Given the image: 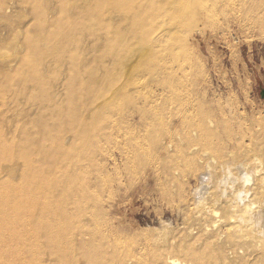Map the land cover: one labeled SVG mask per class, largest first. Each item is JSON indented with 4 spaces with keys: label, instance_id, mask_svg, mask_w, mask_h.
<instances>
[{
    "label": "rangeland",
    "instance_id": "374dc122",
    "mask_svg": "<svg viewBox=\"0 0 264 264\" xmlns=\"http://www.w3.org/2000/svg\"><path fill=\"white\" fill-rule=\"evenodd\" d=\"M262 91L261 0H0V264H58L42 207L74 219L80 198L89 213L97 202L103 264H154L180 242L201 252L224 225L203 231L186 209L202 164L160 144L211 115L218 137L260 146ZM64 247L63 264H84Z\"/></svg>",
    "mask_w": 264,
    "mask_h": 264
},
{
    "label": "bare ground",
    "instance_id": "6f19581e",
    "mask_svg": "<svg viewBox=\"0 0 264 264\" xmlns=\"http://www.w3.org/2000/svg\"><path fill=\"white\" fill-rule=\"evenodd\" d=\"M261 2L264 6V0ZM187 124L182 121L179 127L180 130L185 128L181 130L183 133H179L177 129L174 135L160 144L159 149L168 154L176 143L189 145L194 163L202 164L203 172L199 175L202 180L201 190L193 191V204L189 207L185 204L186 209H195L193 211L196 214L207 218L205 223L199 225L203 231L214 228L218 222H223L224 225L223 229H219L211 237L212 240H204L201 252L191 247V243L188 245L180 242L168 246L175 254H156L154 264H186V260L180 261L179 256L191 260L194 264H264V143L260 146H246L245 139H252V134L247 135L243 130L234 131L230 128L223 139L218 137L220 122L211 115L198 116L186 129ZM169 126L174 127L175 122L171 121ZM248 131L251 132L249 128L246 129V132ZM209 151L216 159L210 156ZM208 155L210 158L205 159ZM67 204L74 206L77 211L82 208V212L78 215L76 213L74 219H68L65 210L50 213L42 207L43 220L40 229H44V234L50 240L46 249V254L51 257L50 261L58 264L69 262L64 246L68 242H74L77 254L84 258V264H103L98 255L111 247L107 243L101 244L99 239L104 240L105 235L92 228L97 222V214L100 213L97 211V202L93 204L95 211L91 213L86 210L88 206L83 204L81 198ZM0 208L3 212H8L6 206ZM213 238L215 241L211 242ZM217 241L221 244L217 245ZM33 248L34 245L31 244L30 252L36 254L38 251ZM62 251L66 255L62 254ZM30 264H42V261L33 259Z\"/></svg>",
    "mask_w": 264,
    "mask_h": 264
},
{
    "label": "water",
    "instance_id": "95a60500",
    "mask_svg": "<svg viewBox=\"0 0 264 264\" xmlns=\"http://www.w3.org/2000/svg\"><path fill=\"white\" fill-rule=\"evenodd\" d=\"M261 98H264V91L261 92Z\"/></svg>",
    "mask_w": 264,
    "mask_h": 264
}]
</instances>
